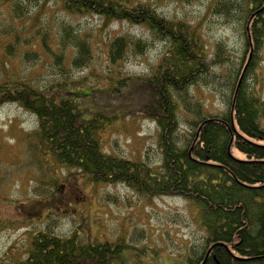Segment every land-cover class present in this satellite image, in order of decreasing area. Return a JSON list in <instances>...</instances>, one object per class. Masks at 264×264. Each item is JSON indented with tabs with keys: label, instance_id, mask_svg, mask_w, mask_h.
<instances>
[{
	"label": "trees",
	"instance_id": "obj_1",
	"mask_svg": "<svg viewBox=\"0 0 264 264\" xmlns=\"http://www.w3.org/2000/svg\"><path fill=\"white\" fill-rule=\"evenodd\" d=\"M45 1L65 16L55 35L58 52L47 35L41 39V47L55 55L58 63L71 52L73 67L83 68L103 53V64L118 67L130 53L146 51L142 38L125 31L108 34L113 23L141 26L152 40L164 44L148 74L123 77L107 72L116 90L132 79L141 82L148 103L140 112L157 125L161 160L151 165L141 158L107 152L101 130L112 116L101 111L85 118L78 101L81 96L67 82L57 81V89L42 87L36 78L20 71L17 78L0 79V106L17 102L35 114L36 153L54 156L61 165L87 173L93 182L122 183L148 199L184 198L198 209L205 230L202 240L189 246V264L204 260V264H264V85L257 74L264 52V0H249L246 15H225L238 22L242 48L235 53L236 60L224 41L204 33V22L165 16L148 1ZM43 4L32 11L24 0H0V18L16 25L27 16L37 20L39 15H56ZM215 6L231 14L235 2L216 0ZM256 10L260 13L252 15ZM87 17L92 23L97 19L98 27L76 26ZM12 25L0 27V38L9 37L5 51L13 55L25 44L32 48L25 56L35 57L38 41L32 38L36 34L23 42L16 30L22 26ZM101 31L105 36L99 41ZM99 46L102 51L96 50ZM217 82L228 96L224 109L214 113L207 110L197 90ZM126 247L122 240L88 242L77 232L60 236L44 229L31 234L29 249L15 264H120Z\"/></svg>",
	"mask_w": 264,
	"mask_h": 264
},
{
	"label": "rangeland",
	"instance_id": "obj_2",
	"mask_svg": "<svg viewBox=\"0 0 264 264\" xmlns=\"http://www.w3.org/2000/svg\"><path fill=\"white\" fill-rule=\"evenodd\" d=\"M142 1L151 2L165 16L204 22V33L212 40L224 41L232 51L233 60L237 59L235 53L241 52L238 22L225 15H246L249 0H234L231 14L218 10L216 0ZM41 2L56 15H39L37 20L27 16L16 25L0 18V27L22 26L16 30L23 42L34 34L32 40L38 41L34 43L36 56L26 57L25 51L31 50V46L23 44L10 55L4 49L9 37L0 38V79L17 78L23 71L36 78L42 87L57 89V81L67 82L70 90L81 96L78 101L83 117L101 111L112 116L101 130L102 146L107 152L158 165L161 152L157 125L140 112V107L148 103L141 82L127 80V86L120 85L121 89L116 90L117 85L107 78V72L123 77L148 74L164 44L152 40L150 32L141 26L113 23L108 34L125 31L142 38L146 41V51L139 55L130 53L118 67L108 68L103 64V53L83 68L73 67L71 52L58 63L55 55L41 47V39L47 35L52 49L58 52L55 35L65 16L59 15L57 8L50 9L54 7L51 1L24 0L32 11ZM92 21L83 18L76 26L97 28L99 21ZM104 36L101 31L97 37L102 41ZM96 50L103 48L99 46ZM60 68L64 69L63 73ZM257 74L260 85H264V52ZM219 84L201 85L197 90L209 112L224 109L228 92ZM215 87H219L218 91ZM37 121L34 113L17 102L0 106V264H15L29 249L31 234L44 229L60 236L77 232L88 242H127L121 251L120 264H189L190 244H197L205 233L195 206L179 196L148 199L122 183L93 182L87 173L61 165L54 156L36 153L32 135Z\"/></svg>",
	"mask_w": 264,
	"mask_h": 264
},
{
	"label": "water",
	"instance_id": "obj_3",
	"mask_svg": "<svg viewBox=\"0 0 264 264\" xmlns=\"http://www.w3.org/2000/svg\"><path fill=\"white\" fill-rule=\"evenodd\" d=\"M251 57H252V51L249 53L248 60H247V63H246V65H245L244 69H243V72H242V75H241V78H240L239 84L241 83V80H242V78H243V76H244V74H245V71H246V69H247V67H248V64H249V62H250V60H251ZM204 263H205V260L203 261L202 264H204Z\"/></svg>",
	"mask_w": 264,
	"mask_h": 264
},
{
	"label": "flooded vegetation",
	"instance_id": "obj_4",
	"mask_svg": "<svg viewBox=\"0 0 264 264\" xmlns=\"http://www.w3.org/2000/svg\"><path fill=\"white\" fill-rule=\"evenodd\" d=\"M264 8V7H263ZM258 13H260V11L259 10H256L252 15H256V14H258Z\"/></svg>",
	"mask_w": 264,
	"mask_h": 264
}]
</instances>
